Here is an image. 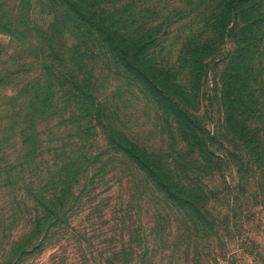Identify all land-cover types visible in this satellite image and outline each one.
Here are the masks:
<instances>
[{
  "label": "rangeland",
  "instance_id": "374dc122",
  "mask_svg": "<svg viewBox=\"0 0 264 264\" xmlns=\"http://www.w3.org/2000/svg\"><path fill=\"white\" fill-rule=\"evenodd\" d=\"M1 1L6 18H20L21 40L0 30V264H264V165L227 129L221 101L238 34L204 54L203 79L190 106L215 138L216 158L198 172L214 224L201 228L185 223L107 140L121 133L179 162L191 156L172 117L100 47L90 44L81 51L85 63L71 66L76 34L48 0ZM123 1L131 12L124 27L148 29L155 61L174 69L184 42H206L205 21L220 2ZM30 21L36 32L28 30ZM259 40L262 52L264 29ZM255 61L254 99L263 108L252 104L249 130L262 129L264 140V62ZM56 70L65 79L72 73L83 79L95 106L87 110L60 92L43 93ZM60 185L66 224L47 231L48 222L38 227L37 220L51 207L52 193L61 195Z\"/></svg>",
  "mask_w": 264,
  "mask_h": 264
},
{
  "label": "trees",
  "instance_id": "16d2710c",
  "mask_svg": "<svg viewBox=\"0 0 264 264\" xmlns=\"http://www.w3.org/2000/svg\"><path fill=\"white\" fill-rule=\"evenodd\" d=\"M48 1L59 10L64 27L76 34L68 60L70 65L76 69L79 64L85 63V55L81 51H86L90 44L106 51L140 85L143 92L164 113L172 117L176 132L190 150L191 157H180L179 162L176 158L174 162H167L117 132L113 137L110 135L107 138L109 144H114L113 149L123 154L148 178L163 200L181 213L185 223L201 228L212 226L214 223L206 205L209 202L206 193L208 190L198 182V172L208 167L216 158L212 150L215 138L198 122L190 106L203 79L204 62L208 56L204 54L213 51L230 33L238 34L237 51L228 60L229 65L224 75L226 80L222 84L221 101L226 106L227 129L238 137L250 157L264 165L262 129L249 130V125L254 123V117H250V113L253 115L255 111L252 104L256 108H263V104L254 99L258 93L254 87L259 85L255 81L253 67L257 56L264 62V51H260L263 42L259 40L264 29V0H220L205 21V29L210 34L206 42L201 46L195 39L184 42L176 69L157 64L151 53L153 41L148 39V29L124 27V23L129 22L127 17L131 12L128 13L125 5L122 6L123 0ZM5 5L0 0V30L20 41V18H6L3 14ZM235 20H239L242 26L236 25ZM28 27L32 32L37 31L32 21L28 23ZM63 76L56 70L47 88H44L43 83V93L51 91L57 95L60 92L66 96V100L70 96L76 103L80 102V106L86 105L87 110L93 108L95 105L91 99L94 98L84 80L78 79L73 73L68 75L70 79ZM61 183L65 184L64 181ZM59 187L61 195H56L57 189L52 193V199L48 200L51 207L45 205V214L37 220L38 227H42L44 221L48 222L47 231H54L66 224V190L61 185Z\"/></svg>",
  "mask_w": 264,
  "mask_h": 264
}]
</instances>
